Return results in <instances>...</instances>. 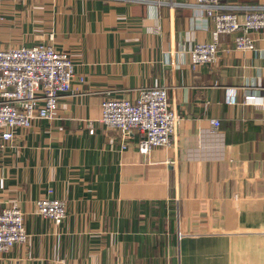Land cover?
Returning <instances> with one entry per match:
<instances>
[{"label": "crops", "instance_id": "1", "mask_svg": "<svg viewBox=\"0 0 264 264\" xmlns=\"http://www.w3.org/2000/svg\"><path fill=\"white\" fill-rule=\"evenodd\" d=\"M192 2L0 0V50L53 44L77 75L58 120L0 149V212L21 209L29 235L0 264H264V105L244 104L264 100V30L255 51L221 35L217 67L192 68L214 29ZM162 87L180 118L175 144L142 156L135 130L123 148L99 122L101 100ZM47 196L67 202L59 226L37 211Z\"/></svg>", "mask_w": 264, "mask_h": 264}, {"label": "built area", "instance_id": "2", "mask_svg": "<svg viewBox=\"0 0 264 264\" xmlns=\"http://www.w3.org/2000/svg\"><path fill=\"white\" fill-rule=\"evenodd\" d=\"M223 1L193 0L189 4L214 21L212 40L195 44L190 51L192 68L205 66L212 71L217 67L221 35L235 34L234 46L238 51L256 50L252 33L264 30V8L255 10L238 4L224 5ZM53 38L51 35L50 40ZM75 69L69 54L58 51L53 44L0 50V149L14 139L17 129L31 128L36 121L58 120L61 99L64 95L75 94ZM111 95L107 92L101 100L99 122L119 133L123 148L135 130L143 135L138 144L142 156L149 155L155 148L175 144L180 118L170 109L168 89L146 88L134 100ZM244 104L263 106L264 100L247 95ZM211 122L215 128L220 126L217 120ZM90 133L94 134V130ZM36 208L40 216L56 226L65 221L68 213L65 200L50 196L38 200ZM28 240L25 213L18 207L1 211L0 256Z\"/></svg>", "mask_w": 264, "mask_h": 264}]
</instances>
